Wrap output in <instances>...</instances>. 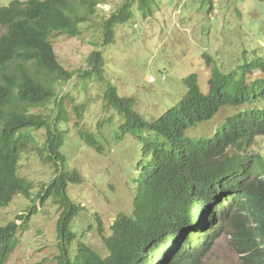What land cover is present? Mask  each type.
Instances as JSON below:
<instances>
[{
  "label": "trees",
  "instance_id": "trees-1",
  "mask_svg": "<svg viewBox=\"0 0 264 264\" xmlns=\"http://www.w3.org/2000/svg\"><path fill=\"white\" fill-rule=\"evenodd\" d=\"M148 1L140 0L139 8ZM96 5L97 0H11L0 8V209L17 195L40 206L51 201L58 213L56 264H205L227 228L242 264H264V157L252 151L256 139L264 136V77L248 76L253 70L264 72L258 60L238 67L239 74L210 67L206 92L195 74L186 77L181 100L150 120L135 110L134 99L107 86L105 106L119 116L118 123H110L113 138L130 135L140 144V159L133 157L126 169L133 173L131 211L116 216L108 236L98 222L106 256L80 240L74 224L83 207L69 191L81 176L69 168L64 152L71 117L83 144L97 152L101 146L78 129L86 108L74 104L68 85L75 77L83 90L91 78L104 82L101 49L128 19L127 8L98 24L100 41L82 73L60 64L51 37L78 38L82 26L96 27ZM224 107L238 110L206 138L186 136ZM36 133L43 137L42 147ZM30 146L42 163L55 168L33 194L32 181L19 174L21 155ZM35 205L0 224V264L18 246V234L27 231L38 210Z\"/></svg>",
  "mask_w": 264,
  "mask_h": 264
},
{
  "label": "rangeland",
  "instance_id": "rangeland-1",
  "mask_svg": "<svg viewBox=\"0 0 264 264\" xmlns=\"http://www.w3.org/2000/svg\"><path fill=\"white\" fill-rule=\"evenodd\" d=\"M10 1L0 0V8ZM139 2L97 0L93 24L98 32L94 33L96 27L90 28L88 23L81 27L83 32L78 38L56 34L51 37L60 64L69 72L82 73L89 69L88 58L100 41L98 24L127 8L128 19L115 27L113 42L101 49L104 82L91 78L83 90L75 77L68 85L74 104L86 108L78 129L92 134L101 146L97 152L81 142L72 116L64 152L71 164L69 168H75L81 176V182L70 187L71 198L83 207L74 226L82 234L80 240L102 256L107 255V250L98 234V222L108 236L116 216L131 211L133 193L129 182L133 173L127 174L126 169L133 157L140 159V144L134 137L113 138L110 123H118L119 116L105 106L103 95L107 86L116 88L120 97L134 99L135 110L150 120L181 100L187 91L186 77L195 74L199 87L206 92L210 67L239 74L240 66L255 60L264 63V0H149L142 8ZM207 58L211 60L210 66ZM263 73L253 70L248 76L255 79L264 77ZM237 110L222 108L212 120L191 127L186 136L198 139L212 134ZM36 138L41 144L42 135L36 133ZM29 148L21 155L19 174L32 181L33 194L53 176L55 168L42 163L39 154L32 146ZM252 151H259L264 157V136L256 139ZM32 205L35 204L22 195L15 196L7 207L0 209V224L15 220ZM35 206L38 210L28 221L27 231L18 234L19 244L6 264H56V207L51 201L41 206L36 202ZM17 223L21 224L19 220ZM230 236L231 230L227 228L205 264H242Z\"/></svg>",
  "mask_w": 264,
  "mask_h": 264
},
{
  "label": "clouds",
  "instance_id": "clouds-1",
  "mask_svg": "<svg viewBox=\"0 0 264 264\" xmlns=\"http://www.w3.org/2000/svg\"><path fill=\"white\" fill-rule=\"evenodd\" d=\"M126 98V97H125Z\"/></svg>",
  "mask_w": 264,
  "mask_h": 264
}]
</instances>
